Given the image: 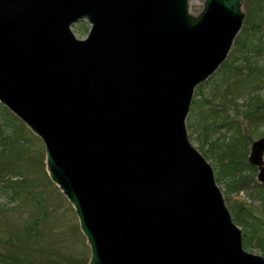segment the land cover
Here are the masks:
<instances>
[{
    "label": "water",
    "instance_id": "obj_1",
    "mask_svg": "<svg viewBox=\"0 0 264 264\" xmlns=\"http://www.w3.org/2000/svg\"><path fill=\"white\" fill-rule=\"evenodd\" d=\"M0 0V104L44 145L87 264H264L243 249L185 120L243 0ZM91 23L77 39L71 25ZM264 135L249 164L264 181Z\"/></svg>",
    "mask_w": 264,
    "mask_h": 264
},
{
    "label": "rangeland",
    "instance_id": "obj_2",
    "mask_svg": "<svg viewBox=\"0 0 264 264\" xmlns=\"http://www.w3.org/2000/svg\"><path fill=\"white\" fill-rule=\"evenodd\" d=\"M246 1L243 0L242 3L244 12ZM203 3L204 0H190V12L199 13ZM89 27L90 24L86 20H79L71 26V29L76 38L82 39L86 37ZM234 41L227 59L234 48ZM244 57L240 54L234 63L244 65ZM248 57L252 66L264 67V53L260 58H257L256 54L251 56L248 54ZM219 70L218 68L194 89L190 110L185 120L188 137L212 165L217 185L223 193L233 221L236 223L241 218L245 221L246 225L243 227L236 223L242 231V238L244 232L262 235L264 234V192L258 194L261 187L255 182L261 183L256 179L257 169L248 163L247 155L251 144L249 140L253 141L264 135V121L252 122V118L243 116V112L252 107V99H249L247 94L252 88L246 89L243 86L248 78H243L238 83L234 80V76L225 78ZM246 70L245 68L242 72L245 73ZM253 80L254 78L251 81ZM257 80L262 85L252 90L253 96H260L264 100V74L256 76L254 82L257 83ZM252 84H248L247 87ZM219 90L225 92L223 94L227 96L225 103L227 110L225 113L219 111L213 115L209 111L211 102L220 104L223 99L217 93ZM205 97L206 101H202ZM199 101H202L201 106L198 105ZM209 101L210 105L207 104ZM218 106L215 104L213 108L217 109ZM10 113L12 112L0 104V165L9 166L1 177L15 173L24 177L26 181L25 191L14 198L10 194L12 187L4 188V182L0 178V236H13V248L18 255L25 250L27 252L28 249L26 255L39 256L58 264H70V262L87 264L90 250L86 238L79 229L72 205L48 177L42 141L17 116ZM230 120L235 121L239 131L234 126L222 124ZM204 125L210 128H207L206 134L201 136ZM244 136L245 138H242ZM232 173H240L244 178L247 176L249 179L253 177L250 186L229 189L227 183ZM262 185L264 190V183ZM240 207L243 211L239 212ZM31 221L34 223L30 224ZM244 249L253 254L263 255L253 239L244 246ZM31 250L32 253L29 252Z\"/></svg>",
    "mask_w": 264,
    "mask_h": 264
},
{
    "label": "trees",
    "instance_id": "obj_3",
    "mask_svg": "<svg viewBox=\"0 0 264 264\" xmlns=\"http://www.w3.org/2000/svg\"><path fill=\"white\" fill-rule=\"evenodd\" d=\"M256 1V2H255ZM263 26H264V0H247L245 2V19L244 24L241 27V30L238 34V36L235 38L234 41V48L232 49L231 54H229V58L225 60V62L219 67V71L222 72V74L225 76V78H230L234 76V80L236 82H240L243 78H246L247 81L243 85L246 89L249 88L248 96L249 99H252V107H250L247 111L243 112V116L245 118H252V122L256 121H264V100L260 98V96H253L252 90L254 88H257L262 85V83H259L257 80V83L254 82L256 76H262L264 74V67H260L257 65H251L250 60L248 57V54L251 55H257V58H260L262 54L264 53V32H263ZM242 55V57L245 58L244 65H238L234 63V61L239 58V55ZM247 69L246 72H242L243 69ZM256 75V76H255ZM254 78L253 81H251ZM251 81V82H250ZM253 83L252 86L247 87L248 84ZM218 95L223 97L221 103H212V108L210 105V101L207 103L210 105L209 111L211 114L216 115L219 111H223L225 113V110H227V106H225V103L227 101V96L223 93V91H218ZM251 96V97H250ZM202 101H206L203 99ZM202 101H199V106H201ZM215 104H218V108H213ZM12 114V113H10ZM224 126L228 125L229 127L234 126L238 131L239 128L237 127L234 120L225 121L222 123ZM207 128H210L209 126L204 125L201 130V136L205 135L207 132ZM247 137V136H246ZM237 138V137H236ZM242 138H245L242 137ZM249 139V137H248ZM252 139L249 140V142ZM234 144H232L233 146ZM231 146V147H232ZM230 148V146H229ZM240 162V161H239ZM237 163V162H236ZM9 167V166H8ZM6 164L0 165V178H2L4 182V188L9 189L10 186L12 187V190L10 194L16 198L18 195L21 194L24 190V183L26 179L20 175H15V173H11L13 175L11 176H3L1 177L5 172L6 169H8ZM248 167L250 165L248 164ZM253 167V166H251ZM19 173H22L18 171ZM230 172V171H228ZM16 177L15 179H12ZM218 178V177H217ZM253 179H249V177L245 176V178L240 175V173H232L231 179L227 183V187L229 189H234L238 186L248 187L250 186V182ZM1 180V179H0ZM9 184V185H8ZM258 187L260 185L255 182ZM18 186V187H17ZM11 189V188H10ZM261 193V190L259 188L258 194ZM243 211L242 207L238 210ZM37 222V221H36ZM242 225H246L245 221L241 218L240 220L236 221V223ZM34 223V221H31L30 224ZM29 224H27L28 226ZM30 227V225L28 226ZM247 235V237H245ZM13 236L6 235V236H0V264H58L57 262H53L51 260H45L43 258H39V256H31L26 255V250L22 253L20 252V255L16 254V251H14L13 248ZM254 240L256 244L260 247L261 253L264 255V234H256V233H245L244 232V238H243V246L248 245L251 240ZM32 253V250L29 251ZM71 264V262H70Z\"/></svg>",
    "mask_w": 264,
    "mask_h": 264
},
{
    "label": "bare ground",
    "instance_id": "obj_4",
    "mask_svg": "<svg viewBox=\"0 0 264 264\" xmlns=\"http://www.w3.org/2000/svg\"><path fill=\"white\" fill-rule=\"evenodd\" d=\"M189 2H190V0L188 1V8H189ZM202 8H203V7H202ZM201 10H202V9H201ZM189 11H190V10H189ZM190 13H191V12H190ZM191 14H192V13H191ZM197 14H198V13H197ZM197 14H193V15H197ZM228 53H229V52H228ZM227 56H228V54H227ZM226 59H227V57H226ZM226 59H225V60H226ZM225 60H224L219 66H218V68H219V67L225 62ZM218 68H217V69H218ZM260 183H261V184H259L260 187H261V188H260V190H261V193H260V194H263L264 190L262 189V187H263L262 184L264 183V181H260ZM234 224H235V222H234ZM237 226H238V225H237ZM238 227H239V226H238ZM239 228H240V227H239ZM240 230H241V229H240ZM252 254H253V253H252ZM253 255H259V254H253ZM261 256L264 257V255H261Z\"/></svg>",
    "mask_w": 264,
    "mask_h": 264
},
{
    "label": "flooded vegetation",
    "instance_id": "obj_5",
    "mask_svg": "<svg viewBox=\"0 0 264 264\" xmlns=\"http://www.w3.org/2000/svg\"><path fill=\"white\" fill-rule=\"evenodd\" d=\"M262 136H263V135H262ZM260 137H261V136H260ZM260 137H258V138H260ZM258 138H256V139H258ZM254 140H255V139H254ZM254 140H253V141H254ZM253 141L251 140V144L253 143ZM251 144H250V145H251ZM249 150H250V149H249ZM248 154H249V153H248ZM256 177H257V176H256ZM256 179H257V178H256ZM257 181H258V180H257ZM258 182H259V181H258ZM259 183H260V182H259Z\"/></svg>",
    "mask_w": 264,
    "mask_h": 264
}]
</instances>
